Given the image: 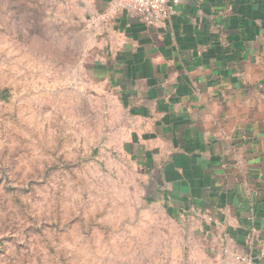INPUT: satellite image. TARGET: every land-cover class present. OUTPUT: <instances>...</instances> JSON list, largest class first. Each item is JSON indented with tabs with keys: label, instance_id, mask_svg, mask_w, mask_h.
<instances>
[{
	"label": "rangeland",
	"instance_id": "obj_1",
	"mask_svg": "<svg viewBox=\"0 0 264 264\" xmlns=\"http://www.w3.org/2000/svg\"><path fill=\"white\" fill-rule=\"evenodd\" d=\"M80 1L0 0V264H226L127 153Z\"/></svg>",
	"mask_w": 264,
	"mask_h": 264
},
{
	"label": "crops",
	"instance_id": "obj_2",
	"mask_svg": "<svg viewBox=\"0 0 264 264\" xmlns=\"http://www.w3.org/2000/svg\"><path fill=\"white\" fill-rule=\"evenodd\" d=\"M113 1L80 4L92 73L132 121L127 153L226 264H263L264 0H180L153 26Z\"/></svg>",
	"mask_w": 264,
	"mask_h": 264
},
{
	"label": "built area",
	"instance_id": "obj_3",
	"mask_svg": "<svg viewBox=\"0 0 264 264\" xmlns=\"http://www.w3.org/2000/svg\"><path fill=\"white\" fill-rule=\"evenodd\" d=\"M180 0H114L112 11L114 14L119 12H129L137 16L143 23L153 26L159 22L168 20L174 13ZM106 20V18H102ZM238 264H254L250 256H236ZM264 264V254L262 256Z\"/></svg>",
	"mask_w": 264,
	"mask_h": 264
}]
</instances>
